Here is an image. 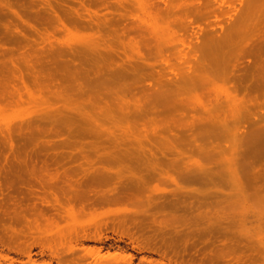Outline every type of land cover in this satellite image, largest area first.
Listing matches in <instances>:
<instances>
[{"label":"rangeland","instance_id":"rangeland-1","mask_svg":"<svg viewBox=\"0 0 264 264\" xmlns=\"http://www.w3.org/2000/svg\"><path fill=\"white\" fill-rule=\"evenodd\" d=\"M136 1L0 0L1 5H11L29 23L25 25L16 16L3 15L8 13L6 9L0 14V40L4 43L0 46V68L7 72L5 79L8 84L7 90L0 87V129L13 126V132H17V125L38 123L36 121L45 118L47 110L53 109L70 108L71 110L67 113L70 122H85L88 118L86 125L74 124L71 128L72 132H79L81 137H67L65 134L68 129L63 126L65 127L64 136L58 138L53 135L55 125L51 126L43 120L40 122L43 131L35 133L32 137L29 131L23 136L13 133L16 136V147L21 150L18 153L21 155V159L20 157L18 159L20 163L15 161L17 160L15 150L9 147L10 144H7L8 141L3 136L0 137L3 143L0 144V172L2 170L5 174L8 170H15L11 167L14 164H17V169L20 167L19 170L16 169L19 180L16 178L12 188L3 183L1 188L3 190L0 193V262L2 264H140L143 258L146 259L145 262H148L145 264L159 263L162 260L159 255L137 254L130 249L128 252L112 250L110 256L105 250L99 252L94 249L91 254L79 260L73 259L75 252L72 250L76 248L73 241L76 233L99 230L112 239L125 237L126 234H130L128 227L114 224H118L123 219L129 221L133 216L137 219L138 229L135 231L141 246H145L149 239L155 242L160 250H165L164 247L167 249L168 256L163 260V264H213L209 260L205 261V255H210V251L221 249L222 245L218 240H215L212 246L210 242L207 244L201 239L203 218L207 220L211 215L215 217L218 214V220L222 223L226 216L230 218L229 214L232 210L229 203L216 201L218 204L210 208L214 211H211L213 214L218 211L213 215L211 212L210 214L206 212H209V209L201 207L200 203L204 204L206 201H192L191 195L189 198L183 197L187 193L184 194V189L190 191V194L199 196L207 191L204 186L188 184L182 169V164L185 163V167L190 165L199 171V166L200 168L203 165L206 166L208 164L206 161L210 160L209 156H211L210 147L208 149L205 145L202 149L199 148L200 150L195 146H191V150L186 147L185 152L182 148V143L184 144L182 136L184 137L187 130L198 126L204 116L201 111V113L190 111L193 99L200 97L197 95L198 92H185L184 97L187 99L189 109L183 115H181L182 112L177 111L179 114L170 113V119L164 113L144 116L142 119L138 118L139 116L132 117L134 112L140 114V111L143 113L153 107L151 106L153 96L149 89L160 87V75L164 73L162 67L165 64L162 62L167 61L166 58L170 59L169 62L173 66H180L182 63L177 60L180 58L182 60L185 56H189V59L193 57L196 62L200 60L205 43L204 39H201L204 30L199 24L200 21L197 23L198 17L195 22L198 28L195 27L191 32H186L182 25L189 21V18H195L198 15V11L191 12L199 0H147L144 4L147 5L148 15L145 17L141 16L142 12L136 6ZM206 2L207 0L204 4ZM89 5L90 11H87L86 6ZM149 5H154L156 8L154 12H158L159 16H155L153 10L149 11L152 9ZM166 6L172 9L171 13L174 12L175 16L164 14ZM51 7L55 14L51 11ZM107 7L108 10H106ZM91 9L96 10L97 13L92 12ZM188 9H191L190 12ZM127 10L131 12L132 18L128 16ZM139 15L140 21L146 25L137 21ZM57 16L67 23V29L61 28ZM143 30H148V33ZM154 31L158 37L157 40L163 41L167 46L174 42L173 56L168 50L159 54L152 46L155 44L153 42L155 39H151ZM90 44L94 45L93 52L85 53L84 49L90 48ZM53 52H62V57L57 59V55L52 54ZM79 55L80 59L75 60L74 58ZM171 56L175 60H171L173 59ZM45 60L52 64L53 61H57L59 73L63 75L58 79H61L63 84L66 82L70 84L67 89L72 94L75 104L66 103L55 96L57 91L55 88L41 89L32 80V75H40L43 71L42 67L46 65ZM96 64L102 68L105 78H101L93 85L96 89L93 91L94 97L83 96L80 99L74 92L75 82L72 75L76 69L83 68L84 65L85 69L90 70L95 68ZM175 68L181 71V68ZM136 73L147 77H136ZM20 74L25 77V81L29 79L26 85L30 94L24 90L19 80ZM13 75L16 76L15 79L12 78ZM126 77L129 83L131 79H134L136 82L134 86L141 88L138 90L127 86L123 91L117 90L118 82H125ZM156 81L159 83L156 84ZM103 82L107 85H102ZM216 84L221 88L219 81ZM171 88L172 85L169 84L168 90ZM14 93H21L22 101L8 103L7 97ZM208 100L209 98H202L204 105L208 103ZM120 103L132 107H128L129 109L126 107L121 111L118 108ZM125 112H130V116L122 115ZM131 133L139 137L142 135L143 140H151L152 137L158 141L156 165L154 160L151 165L142 162L145 159L150 160L151 154L143 157L133 154L129 161L125 157L117 162H106L105 159L111 153V150L107 148L110 147L108 141L115 139L123 144V136L126 134L127 143H129ZM110 134H113L114 138ZM24 137L31 141L30 144H26ZM32 138L33 140H30ZM165 139L168 140L167 143ZM101 142L105 143V146L95 156V150L91 144L99 145ZM24 144L27 145L25 147L27 149L23 148ZM164 144L171 147L170 154L167 152V155H164L162 151ZM128 146L130 145L125 143L124 147ZM220 151L222 152L221 149L217 150V160H222L223 155ZM57 154L62 155L61 160L58 158L59 161L55 160ZM24 158L26 161L31 159L23 163ZM45 162L47 163L44 164ZM210 162L207 165L209 168ZM142 167L153 172L155 170L156 173L151 178H145L141 185H138L135 197L129 201L112 203L89 212H81L79 207H75L70 214H65L62 218L54 215L57 218L52 221L46 219L50 216L46 211L47 208L42 207L40 203L36 205L37 208H34L33 204L43 201L49 189L52 192L55 191L56 195L59 192L58 189H64L67 196L63 195L60 201H66L69 197L71 201H75L73 195L77 191H84V196L90 198L96 193L107 192L115 187L114 180L113 183L110 179L106 181L96 175L97 172H103L105 175L106 173L119 174L120 180L125 182L134 175H139ZM217 186L215 190H219ZM221 187L220 190L223 188ZM175 196L182 198L183 201H173ZM14 201H20L19 211L16 212L18 215L14 213ZM190 204L193 209L189 210ZM39 206L44 209L42 214H46L47 217L39 216L37 211L41 209ZM232 208L234 212L235 208ZM71 239H73L72 242H69ZM121 245L124 246V244ZM115 253H118V256L115 257ZM28 255L30 261H28ZM129 255L132 257L130 263ZM250 255L244 253L242 262L239 263L219 260L217 264H248ZM251 264L262 263L254 257Z\"/></svg>","mask_w":264,"mask_h":264},{"label":"bare ground","instance_id":"bare-ground-1","mask_svg":"<svg viewBox=\"0 0 264 264\" xmlns=\"http://www.w3.org/2000/svg\"><path fill=\"white\" fill-rule=\"evenodd\" d=\"M204 1L206 0H199V3H196L192 8L193 12L191 13H196L198 11V15L195 16V18H189V21L182 24L186 32H191L195 27L198 28V25L195 23L197 21L196 17H198L197 23L200 21L199 24L202 26L205 33L202 32L201 34V39H204L205 46L202 47L200 60L196 62L193 60V57L189 59V56H185L182 60L181 58L177 60V62L180 61L182 63L180 66L177 65V63V66H173L169 62L170 59L168 60V58L165 57L167 61L165 60V62H162L165 64L164 67H162L164 73L160 75V87H155L156 90L154 87L149 89L150 94L152 93L153 96V100L151 101V106L153 107H151L149 111L146 110L143 113L140 111V114L134 112L132 117L139 116L138 118L142 119L144 116H154L163 113L169 117L170 113L179 114L177 111L180 113L182 112L181 115H183L187 112V109H189L187 99L184 97L185 92H198L197 95L200 97L196 99L197 101L193 99L191 102L192 110L190 111H192V113H199L201 111L204 116L198 126L192 127V130H187L188 132L183 131L185 134L184 137L182 136V139H184V141H182L184 142V144L182 143V148H184L185 152L186 147L189 149L191 146L198 147V149H202L204 145L208 149L210 147L209 153L211 156H209V158L211 162L209 159L208 160L211 167L209 168L207 166L209 165L208 160L206 161L208 163L206 165L207 167L203 165L204 167L202 166L200 168L199 166V171H197L198 169L196 170L195 167L190 165L185 167V163L182 164L185 181L190 185L198 184L207 189L206 192L204 191V195L202 193L200 196L190 194V191L184 189V194L187 193L186 196L183 197L189 198L191 195L190 198L192 201H206L204 204L200 203V205L201 207H205L206 210L209 209V212L206 211L209 214L211 211L214 212L210 208L218 204L216 201L229 203L230 209L232 210L229 214L230 218L226 216V218L223 219L224 221L222 220V223L218 220V214L215 217H211V215L210 219L207 220L205 217L203 218L204 227L201 231V239L207 244L210 242L212 246H214L215 240H218L222 245L221 249L210 251V255H205V261L209 260L211 263L213 262V264H217L219 260H228L230 263L235 261V263H239L242 262V255L244 253H249L251 255L248 264L253 262L254 257L255 260L258 259L264 264V0H207L205 4ZM146 2L147 0L136 1V6L141 10L142 17L148 15L147 5L144 4ZM154 5H149L152 8L149 9V11L153 10L154 12V9L157 8L156 5V8H154ZM86 7H88L86 8L87 11H90V5ZM172 8L174 9V7ZM5 9L8 13L3 15L10 14L16 16L23 24L29 25L28 21L25 20L24 17H21L22 14L17 10L15 11L11 5L0 4V14H2ZM50 9L54 14L56 13L52 7ZM106 10H108V7ZM190 10L191 9H188L189 12ZM93 11L94 10H92V12ZM171 11L172 9L166 6L164 14L171 15ZM94 12L97 13L96 10ZM127 12L128 16L132 18L131 12L129 10H127ZM184 12H186V10ZM154 13L155 16H159L158 12ZM172 16H175L174 12ZM57 17L61 28L67 29V23L61 20L59 16ZM137 18V21L139 20L141 24L146 25L143 21H140V15L137 16ZM134 19L136 18L134 17ZM206 30L207 32H205ZM143 32L148 33V30H143ZM151 39H155L153 40L155 44L152 45V42L151 45L155 47L159 54L164 50H168L172 52L173 56V51L175 50L174 42H171V45L167 46L163 41L157 40L158 37L155 31L152 33ZM3 44L2 40H0V46ZM92 47H94V45L90 44V48L84 49V52L92 53L94 50ZM54 53L55 52L52 54ZM54 55H57V59L61 58L62 52H57ZM163 55L166 56V54ZM168 57L170 58V56ZM74 59L79 60L80 55ZM171 60L175 59L173 58ZM45 62L46 65L42 67L43 71L41 74L32 75V80L41 89L49 90L50 88H55L57 90L54 94L55 96L60 97L61 100L66 103L75 104L76 102H74L71 97L72 94L67 89V86L70 84L67 82L63 84L61 79H58L63 75L59 73L57 61H53V64L48 60H45ZM171 62L173 63V61ZM175 67L181 68V71L179 72ZM6 74L7 72L0 68V87L3 90H7L8 86L7 80L5 79ZM135 75L140 78L147 77L139 73ZM72 77L75 82L74 92L79 95L80 99L83 98V96H87L88 98L94 97L93 91L96 89L93 85L101 78H105L104 72L98 64L95 65V68L90 70L85 69L84 65L83 68L80 67L76 69ZM12 78L15 79L16 76L13 75ZM19 78L26 93L30 94L31 92L26 85V81L29 79L25 81V77L21 74ZM218 81L221 83V88L216 84ZM11 83L12 82H10V84ZM153 83H155V81H153ZM157 83L159 82L156 81V84ZM135 84L136 82L134 79H131L129 83L126 77L125 82H118L117 90L123 91L127 86L139 90L141 87H136L134 86ZM169 84L172 85L170 90H168ZM102 85L107 84L103 82ZM112 85L114 86L113 83ZM203 97L209 98L208 103H205V105L202 101ZM22 98L23 96L21 93H14L7 97V102L18 103L22 101ZM126 107L132 106L125 105V103H120L118 105L121 111ZM70 110V108H64L47 110L45 112V118L42 120L51 126L55 125L53 130L54 136L62 138L64 136L63 129L65 127L68 129L67 134H65L67 137L82 136L79 132H72L71 128L74 124L78 126L86 125L85 122L88 121V118L85 122H70L67 115ZM129 113L130 112H125L121 114L130 116ZM42 120L36 121L38 123L34 124L24 123L20 126L17 125V132H13V126L0 129V137L3 136L8 141L4 142H7V144L9 143L10 146H8L17 153L15 154L17 155V160L15 161H18L19 157L21 159V155H18L21 150L19 147H16V136H14L13 133L23 136L29 131L30 137H32L35 133L43 131L40 125V122H43ZM97 132L99 131L97 130ZM110 135L114 138L113 134ZM125 136H123V144L115 139L108 141L110 147L107 148L111 150V153L108 155V158L105 159L106 162H117L125 157L128 159L127 161H129L133 154L140 157L151 154L150 160L145 159L142 160V162H147L151 165L154 160V164L156 165L158 141L152 137L151 140H143L142 135L139 137L131 133L130 142L127 143V137ZM24 138L25 140H23L25 142L27 141L26 144H30L31 141H29L27 137ZM30 140H33V138ZM0 142V144H3L2 141ZM165 142L167 143L168 140L165 139ZM125 143L130 146L124 147ZM26 144H24L23 148L27 146ZM91 145L95 150L94 155L96 156L99 154L100 149L105 146V143L101 142L99 145L93 143ZM218 149L222 150V152L220 151L223 155L222 160H217ZM162 151L164 155H167V152L170 154L171 147H167L166 144H164ZM57 155L56 158L54 157L55 160H58V158L61 160L62 155ZM31 157H33V155ZM102 158L104 157L102 156ZM27 161L25 158L22 160L23 163ZM46 163L47 162L44 164ZM16 165L14 164L11 166L15 170L9 171L8 169L10 168H8L5 174L1 170L4 175L0 172V180L2 179V181H0V193L3 190H1V188H3V183L9 188H12V184L16 182V178H19L18 172L16 171L19 170L20 167L17 169ZM155 173V170L153 172L146 167H142L139 175H134L129 181L124 182V180H120L121 175L119 174L111 175L106 173L105 175L103 172H97L96 175L106 181L110 179L113 183L114 180L116 182L113 183L115 187L107 192L96 193L94 197L90 198L84 196V191H77L73 195L75 201H71L70 197L66 199V201H60L63 199V195H66L62 188L60 190L58 189L59 192L57 191V195L55 191L52 192V190L49 189L48 194L44 192V197L42 195L44 200L41 198L43 201L36 202L38 204L34 203L33 205L34 208H37L40 203L42 207L47 208L46 211L51 217L42 214L44 209H42L41 206H39L41 209H37V211H39V216L47 217L46 219L48 221L55 220L57 218L55 216L62 218L65 214H70L75 207H79L81 212H89L98 207L133 199L135 197V191H138V185H141L145 178H151ZM92 179L94 180V177H92ZM23 182L25 181L23 180ZM219 184H221L223 188L217 186ZM215 186H217L219 190L221 187L222 190H215ZM173 201H183V199H179L175 196ZM13 203L14 213L18 215L16 212L19 211L20 201H14ZM190 205H188L189 210L193 209V206ZM232 207L235 208L234 212ZM240 209L241 212H239ZM242 209L245 210L243 211ZM212 212L211 214H213ZM114 225L127 226V230L130 231V234H126L125 237L120 236L119 238L112 239L111 237L103 235L99 230L95 232L81 231V233H76L73 241V243L76 244V248L72 250L75 252V254H73V259L79 260L91 254V251L94 249L99 252L105 250L106 253H109V256L112 250L128 252L130 249L137 254L149 253L159 255L162 260L157 264H163V260L168 256L167 249L164 247L165 250H160L157 244L149 241V239L145 246L139 244V237L135 231V229H138L135 216L131 217L129 221L123 219L120 220L118 224ZM72 240L73 239L69 242H72ZM121 244H124V246ZM117 254L118 253H115V257L118 256ZM176 254L175 256H177ZM27 257L28 261H30V256L28 255ZM131 258V255H129V263ZM145 261L146 259L143 258L140 264L148 263ZM0 264L2 263L0 262Z\"/></svg>","mask_w":264,"mask_h":264}]
</instances>
